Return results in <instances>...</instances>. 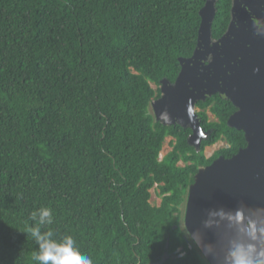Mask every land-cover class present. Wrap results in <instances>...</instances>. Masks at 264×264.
<instances>
[{"label": "trees", "instance_id": "obj_1", "mask_svg": "<svg viewBox=\"0 0 264 264\" xmlns=\"http://www.w3.org/2000/svg\"><path fill=\"white\" fill-rule=\"evenodd\" d=\"M205 1L0 0V264H37L28 228L42 206L54 213L42 230L71 235L93 264H154L180 248L183 259L163 264H203L175 220L198 170L246 147L227 126L236 109L220 96L196 104L211 131L198 151L190 130L149 110L160 82L174 83L178 60L191 58ZM230 6L217 1L213 39Z\"/></svg>", "mask_w": 264, "mask_h": 264}, {"label": "water", "instance_id": "obj_2", "mask_svg": "<svg viewBox=\"0 0 264 264\" xmlns=\"http://www.w3.org/2000/svg\"><path fill=\"white\" fill-rule=\"evenodd\" d=\"M216 1L206 0L199 11L197 45L191 58L178 60L180 71L175 82L161 81L160 97L150 104L156 122L163 126L178 125L191 131L187 143L196 151L205 134L199 126L195 104L214 94L224 96L236 109L227 120V126L244 134V149L230 159L219 157L195 175L187 192L185 208L189 229L199 226L202 213L207 208L217 205L233 207L239 200L251 205L264 204V35L254 34L255 23L251 19L239 22L243 28V21H247V33L245 29L233 31L238 6L250 4L248 0H233L228 31L218 42H212L211 26ZM254 3L256 19L262 23L259 7L263 3ZM245 12L246 8L239 15L243 16ZM202 49L209 51L214 59L199 72L197 66L205 54ZM194 81L198 92L194 90L195 96L191 99L183 98L182 92L191 91H187L189 85L186 83ZM158 105H161L160 110L156 108ZM207 238L212 239L211 233ZM165 248H168V243ZM177 258L164 254L161 261L154 264Z\"/></svg>", "mask_w": 264, "mask_h": 264}, {"label": "clouds", "instance_id": "obj_3", "mask_svg": "<svg viewBox=\"0 0 264 264\" xmlns=\"http://www.w3.org/2000/svg\"><path fill=\"white\" fill-rule=\"evenodd\" d=\"M254 28L255 35H264V23L259 21ZM186 214L182 222L175 220L177 235L199 251L203 264H264V204L239 200L233 207L207 208L199 226L193 229L187 225ZM30 220L28 234L37 245L32 260L37 264H93L71 235L57 239L50 228L42 230L54 223L51 207H39L30 214ZM209 233L211 240L207 238ZM177 254L179 259L185 256L181 249Z\"/></svg>", "mask_w": 264, "mask_h": 264}, {"label": "flooded vegetation", "instance_id": "obj_4", "mask_svg": "<svg viewBox=\"0 0 264 264\" xmlns=\"http://www.w3.org/2000/svg\"><path fill=\"white\" fill-rule=\"evenodd\" d=\"M218 1V0H217ZM217 1H216V3H217ZM249 2L248 3H250V4H252V6L250 5V4H246V5H240V7L238 6V9H237V13L234 15L235 17H234V25H235V28H233V31H237V30H243V29H245V33H247L248 32V29L246 28V26H247V21H243V24H244V26H243V28H242V24L241 23H239L241 20H252L254 23H257L258 21H257V19H256V14H255V10H256V8H255V3L254 2H261V3H263V4H260V14H261V16H262V18H263V20H262V23H264V0H248ZM251 1V2H250ZM215 6H216V4H215ZM232 8H233V0H231V6H230V19H229V23H228V25H227V28H226V30L224 31V33L220 36V37H218V38H216V39H213L212 38V32H211V38H212V42H218L220 39H222L223 38V36L226 34V32L228 31V28H229V25H230V23H231V21H232ZM244 8H246V12H245V14L243 15V16H240L239 14L241 13V11H242V13H243V11H244ZM215 10H216V8H215ZM216 13V12H215ZM213 23V22H212ZM212 27V26H211ZM230 38L231 39H233L232 38V36H230ZM220 46H221V44H220ZM202 51L205 53L204 54V57H203V59L200 61L199 60V64H198V66H197V68H198V70H199V72H201L202 70H203V68H205V67H207L208 65H209V62H211L213 59H214V57H213V55L211 54V53H209V51H204L203 49H202ZM204 58H205V60H204ZM215 58H216V55H215ZM192 66V65H191ZM175 82V81H174ZM171 84V83H170ZM173 84V83H172ZM158 90H159V97H160V89H159V87H158ZM214 96H220V97H223L224 98V96H221V95H219V94H214V95H212L211 97H214ZM158 97V98H159ZM211 97H206V99L207 98H211ZM158 98H155L154 100H156V99H158ZM206 99H205V101H206ZM205 101H203L202 103H204ZM201 102V101H200ZM198 103V102H197ZM196 103V104H197ZM196 104H195V113H196V115H197V119H198V123H199V126H200V120H199V117H198V114L200 113V109L199 108H197L196 107ZM150 108H151V106H150ZM151 110H152V108H151ZM152 113H153V110H152ZM205 114L207 115V117H208V121L209 122H213V121H216V118L211 114V112H210V110H209V108H207L206 110H205ZM175 126V125H174ZM178 126V125H177ZM200 128H201V126H200ZM189 130V129H188ZM201 131L205 134L204 135V137L202 138V141L200 142V144L203 142V141H206L207 139H208V137L210 136V134H211V131L210 130H208V131H203L202 129H201ZM191 135V134H190ZM189 135V136H190ZM189 136H188V138H189ZM188 140V139H187ZM224 146H225V142H224ZM223 146V147H224ZM222 147V148H223ZM244 149V148H243ZM233 157V156H232ZM231 157V158H232ZM219 158V157H218ZM217 158V159H218ZM223 158V157H222ZM224 159H226V158H224ZM228 159H230V158H228ZM201 169V168H200ZM195 177V176H194ZM189 189V188H188ZM186 201H187V196H186ZM186 201H185V207H184V209L186 208ZM185 211V210H184Z\"/></svg>", "mask_w": 264, "mask_h": 264}, {"label": "rangeland", "instance_id": "obj_5", "mask_svg": "<svg viewBox=\"0 0 264 264\" xmlns=\"http://www.w3.org/2000/svg\"><path fill=\"white\" fill-rule=\"evenodd\" d=\"M151 86H152L153 89H156V87L154 85H151ZM149 111L153 115L151 108H150ZM170 144H171V138H166L165 142L163 144V148H162L161 153H160V157H159L160 159H162L171 150L170 149ZM223 146H224V142L220 141V142L216 143L215 145H213L211 147L205 148V150H204L205 157L206 158L211 157L216 151L221 149ZM180 166H182V165L180 164ZM150 193H151L150 204L152 206H155V207L159 206L160 198L158 197L157 189L156 188L152 189ZM184 207H185V204L183 206H181V208H180L181 218H182L181 222L184 219V214H185Z\"/></svg>", "mask_w": 264, "mask_h": 264}, {"label": "bare ground", "instance_id": "obj_6", "mask_svg": "<svg viewBox=\"0 0 264 264\" xmlns=\"http://www.w3.org/2000/svg\"><path fill=\"white\" fill-rule=\"evenodd\" d=\"M189 69V68H188ZM190 71H192L193 73H194V70L192 69H189ZM190 87H189V86ZM186 86H188V88H187V91L189 90H191L189 93L188 92H182L181 93V96L183 97V98H187V99H191L193 96H195V92H194V90L195 91H197L198 92V90H197V87H198V85H197V83H196V81H194V82H191V83H186ZM207 87H205V89L204 90H207L206 89ZM193 90V91H192ZM156 108H157V110H160V108H161V105H158V106H156Z\"/></svg>", "mask_w": 264, "mask_h": 264}]
</instances>
